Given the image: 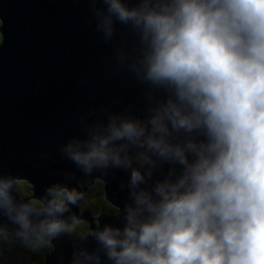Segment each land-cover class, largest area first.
Instances as JSON below:
<instances>
[{
  "label": "clouds",
  "instance_id": "clouds-1",
  "mask_svg": "<svg viewBox=\"0 0 264 264\" xmlns=\"http://www.w3.org/2000/svg\"><path fill=\"white\" fill-rule=\"evenodd\" d=\"M90 8L106 41L117 21L136 34V55L129 62L122 48L119 61L151 90L143 119L82 121L84 138L59 149L85 176L130 170L124 227L92 229L100 247L81 246L72 264H101V252L112 264H264V0H90ZM163 163L173 166L167 176L141 187ZM17 184L0 175V215L16 225L0 223V241L14 237L35 253L84 220L64 218L71 206L84 210L77 187L55 183L37 206Z\"/></svg>",
  "mask_w": 264,
  "mask_h": 264
},
{
  "label": "water",
  "instance_id": "water-1",
  "mask_svg": "<svg viewBox=\"0 0 264 264\" xmlns=\"http://www.w3.org/2000/svg\"><path fill=\"white\" fill-rule=\"evenodd\" d=\"M136 2L130 0V6ZM139 46L136 34L118 21L112 39L106 41L96 28L90 0H0V175L24 181L31 196L22 199L40 202L55 183L85 193L87 185L98 179L104 198L117 207L115 215L105 214L108 211L93 215L71 206L64 218L75 214L87 220V232L53 240L45 264H72L73 252L81 246L89 252L100 247L88 237L92 229L108 224L122 229L126 223L124 208L132 201L129 189L121 184H128L130 170L85 176L59 149L73 137L84 138L82 121L106 123L108 113L140 119L148 114L150 86L118 57L123 48L131 62ZM156 96L164 98L166 93L158 91ZM172 167L161 164L141 187L151 190ZM67 173L74 178L68 179ZM0 223L11 232L16 229L2 215ZM99 254L101 264H112L103 252Z\"/></svg>",
  "mask_w": 264,
  "mask_h": 264
},
{
  "label": "trees",
  "instance_id": "trees-1",
  "mask_svg": "<svg viewBox=\"0 0 264 264\" xmlns=\"http://www.w3.org/2000/svg\"><path fill=\"white\" fill-rule=\"evenodd\" d=\"M19 195L30 197L31 191L28 185L23 181H18L17 184ZM33 204L40 205V201L35 198H29ZM79 207L89 210L91 212L99 213L100 211H116L117 207L111 205L103 196V182L101 180H95L93 185L87 187V191L84 193V198L79 202ZM95 223V221H93ZM76 227L69 225V232L71 234L85 235L89 226L87 220H79V223L75 224ZM52 244L46 245L38 252H31L24 248L14 237H9V241H0V264H10L12 260H26L31 261L32 264H45L46 253L51 250ZM10 250H15V254L11 255Z\"/></svg>",
  "mask_w": 264,
  "mask_h": 264
},
{
  "label": "rangeland",
  "instance_id": "rangeland-1",
  "mask_svg": "<svg viewBox=\"0 0 264 264\" xmlns=\"http://www.w3.org/2000/svg\"><path fill=\"white\" fill-rule=\"evenodd\" d=\"M21 182V181H20ZM20 198H22V196L20 195ZM109 213H105V214H108V215H112L113 213H114V215H115V213L116 212H110V211H108ZM93 215H95L94 213H92ZM97 214V213H96ZM96 224V223H95ZM94 224V225H95ZM52 250V249H51ZM10 254L11 255H13V254H15V250H10ZM10 264H32V262L31 261H26V260H20V259H17V260H12L11 262H10Z\"/></svg>",
  "mask_w": 264,
  "mask_h": 264
},
{
  "label": "flooded vegetation",
  "instance_id": "flooded-vegetation-1",
  "mask_svg": "<svg viewBox=\"0 0 264 264\" xmlns=\"http://www.w3.org/2000/svg\"><path fill=\"white\" fill-rule=\"evenodd\" d=\"M18 181H19V180H18ZM21 182H23V181H21ZM94 182H95V180L93 181L92 184L87 185V187L90 186V185H93ZM86 191H87V189H86ZM86 191H85V192H86ZM19 197H20V195H19ZM22 197H25V196H22ZM27 198H28V197H27ZM69 225L72 226V227H76L75 224H71V223H69ZM67 235H68V236H72V237H80V236H81V235L75 236V234H71L70 232H68Z\"/></svg>",
  "mask_w": 264,
  "mask_h": 264
}]
</instances>
